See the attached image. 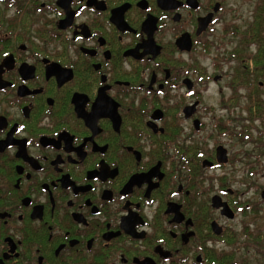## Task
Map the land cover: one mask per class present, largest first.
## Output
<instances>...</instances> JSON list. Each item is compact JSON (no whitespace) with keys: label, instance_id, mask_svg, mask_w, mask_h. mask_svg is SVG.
<instances>
[{"label":"flooded vegetation","instance_id":"obj_1","mask_svg":"<svg viewBox=\"0 0 264 264\" xmlns=\"http://www.w3.org/2000/svg\"><path fill=\"white\" fill-rule=\"evenodd\" d=\"M229 1L0 0V264H252L235 156L194 135Z\"/></svg>","mask_w":264,"mask_h":264},{"label":"rangeland","instance_id":"obj_2","mask_svg":"<svg viewBox=\"0 0 264 264\" xmlns=\"http://www.w3.org/2000/svg\"><path fill=\"white\" fill-rule=\"evenodd\" d=\"M246 1L230 0V4H228L230 7L234 6V11L229 10L228 6L225 21L237 19V22H241V24L251 23L253 20L251 11L261 0ZM236 39L237 44L239 37L234 38V42ZM246 46L241 44L237 50L242 52L241 54L245 53V57H250L252 49L249 50ZM232 49L234 46L229 50ZM240 65L241 63H238L236 59L225 65L220 64L221 70L218 73L222 75V78L216 82H209L208 92L205 93L201 104L206 110V114H203L205 128L194 135L203 141L208 140L211 145L225 144L231 155L235 156L234 164L218 171V173L225 172L227 175L229 174L230 178L235 176V182L230 186L239 192L246 191L239 202L243 204L249 202L250 206H253V210L248 211L245 215L242 214L243 211L238 219L243 218L250 223L253 231H256L252 237L247 238L250 243L252 264H264V255L258 251V249H264V200L261 198L264 188V125L260 120L252 123L249 112L245 110L246 95L249 89L233 84L234 74L241 71ZM208 71L211 78L213 73L210 69ZM204 83L206 88L207 83L205 81ZM208 108H211L212 111L207 112ZM220 123L222 124L221 130L217 128ZM189 125L191 130V123ZM246 126L251 128L253 138L246 136L245 132L247 131L244 128ZM260 136H262L261 139H259ZM230 183L227 181L228 185Z\"/></svg>","mask_w":264,"mask_h":264},{"label":"trees","instance_id":"obj_3","mask_svg":"<svg viewBox=\"0 0 264 264\" xmlns=\"http://www.w3.org/2000/svg\"><path fill=\"white\" fill-rule=\"evenodd\" d=\"M244 34L240 44L247 45L252 52L250 57H245V53L235 51L236 60L241 63V71L234 74L233 84L249 89L246 103L249 118L252 123L260 120L264 125V0L258 2L253 20ZM244 128L247 135L253 138L251 128Z\"/></svg>","mask_w":264,"mask_h":264},{"label":"water","instance_id":"obj_4","mask_svg":"<svg viewBox=\"0 0 264 264\" xmlns=\"http://www.w3.org/2000/svg\"><path fill=\"white\" fill-rule=\"evenodd\" d=\"M221 149H222V147H221ZM224 154H225V152L224 151H221L220 152V157H219V159H220V161H222V160H224L225 161V159H222L223 157H224ZM261 196H262V198L264 199V189H263V191H262V193H261ZM218 206H220L221 205V203L219 204V202H218V204H217ZM225 206H227L226 204H225Z\"/></svg>","mask_w":264,"mask_h":264}]
</instances>
